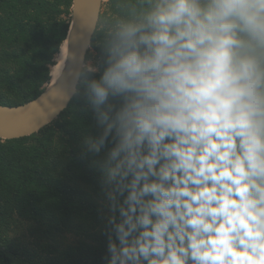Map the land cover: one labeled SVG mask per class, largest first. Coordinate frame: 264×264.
Instances as JSON below:
<instances>
[{
  "label": "clouds",
  "instance_id": "1",
  "mask_svg": "<svg viewBox=\"0 0 264 264\" xmlns=\"http://www.w3.org/2000/svg\"><path fill=\"white\" fill-rule=\"evenodd\" d=\"M114 6L72 75L98 129L80 147L106 264H264V0Z\"/></svg>",
  "mask_w": 264,
  "mask_h": 264
},
{
  "label": "trees",
  "instance_id": "2",
  "mask_svg": "<svg viewBox=\"0 0 264 264\" xmlns=\"http://www.w3.org/2000/svg\"><path fill=\"white\" fill-rule=\"evenodd\" d=\"M72 2L0 0V105L28 103L50 84ZM119 13L108 0L100 18ZM102 32L86 60H99ZM97 131L94 113L74 97L38 133L0 139V264H106L100 171L80 147Z\"/></svg>",
  "mask_w": 264,
  "mask_h": 264
},
{
  "label": "water",
  "instance_id": "3",
  "mask_svg": "<svg viewBox=\"0 0 264 264\" xmlns=\"http://www.w3.org/2000/svg\"><path fill=\"white\" fill-rule=\"evenodd\" d=\"M106 1L73 0L70 27L63 43L67 47L61 74L52 86L51 79L42 94L34 100L19 106L0 105V139L13 140L34 135L68 108L75 97L73 69L87 58L96 32L93 31V17H100Z\"/></svg>",
  "mask_w": 264,
  "mask_h": 264
},
{
  "label": "bare ground",
  "instance_id": "4",
  "mask_svg": "<svg viewBox=\"0 0 264 264\" xmlns=\"http://www.w3.org/2000/svg\"><path fill=\"white\" fill-rule=\"evenodd\" d=\"M66 44H63L62 46V53L60 56V61H58L57 66L55 67V70L52 73V82H51V86L54 85V83L56 82L57 78L59 77V75L61 74V71L63 69V65L65 62V57H66Z\"/></svg>",
  "mask_w": 264,
  "mask_h": 264
},
{
  "label": "rangeland",
  "instance_id": "5",
  "mask_svg": "<svg viewBox=\"0 0 264 264\" xmlns=\"http://www.w3.org/2000/svg\"><path fill=\"white\" fill-rule=\"evenodd\" d=\"M107 1H108V0H107ZM107 1H106V2H107ZM106 2H105V3H106ZM105 3H104V4H105ZM103 7H104V5H103ZM94 57H95V56H94ZM91 60L96 61L95 58H93V59H91ZM57 61H60V58H58ZM54 70H55V68H54Z\"/></svg>",
  "mask_w": 264,
  "mask_h": 264
}]
</instances>
